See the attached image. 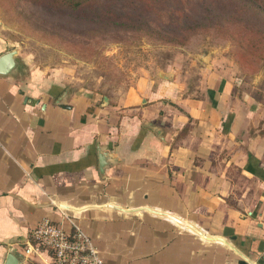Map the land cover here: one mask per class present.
<instances>
[{
  "label": "crops",
  "instance_id": "0c3cea01",
  "mask_svg": "<svg viewBox=\"0 0 264 264\" xmlns=\"http://www.w3.org/2000/svg\"><path fill=\"white\" fill-rule=\"evenodd\" d=\"M207 80V96L175 77L114 100L60 73L0 76V264L66 217L105 264H264V133ZM101 150L117 161L104 176ZM229 167L249 184L234 203Z\"/></svg>",
  "mask_w": 264,
  "mask_h": 264
},
{
  "label": "rangeland",
  "instance_id": "374dc122",
  "mask_svg": "<svg viewBox=\"0 0 264 264\" xmlns=\"http://www.w3.org/2000/svg\"><path fill=\"white\" fill-rule=\"evenodd\" d=\"M30 1L0 0L1 36L18 52L23 77L31 70L60 73L73 89L114 100L139 81L175 77L186 95L207 96L203 77H213L227 85V107L243 117L254 114L264 133V44H257L248 17L237 13L240 0H141L154 10L148 17L140 6L131 10L141 21L125 26L51 14ZM236 170L229 167L231 203L249 186Z\"/></svg>",
  "mask_w": 264,
  "mask_h": 264
},
{
  "label": "built area",
  "instance_id": "2783aa9c",
  "mask_svg": "<svg viewBox=\"0 0 264 264\" xmlns=\"http://www.w3.org/2000/svg\"><path fill=\"white\" fill-rule=\"evenodd\" d=\"M70 226L44 221L17 250L32 264H105L90 237L66 217Z\"/></svg>",
  "mask_w": 264,
  "mask_h": 264
},
{
  "label": "trees",
  "instance_id": "16d2710c",
  "mask_svg": "<svg viewBox=\"0 0 264 264\" xmlns=\"http://www.w3.org/2000/svg\"><path fill=\"white\" fill-rule=\"evenodd\" d=\"M240 2L241 6L236 9L237 13L248 17L251 23L246 24L250 26L251 31H254L255 35H257V44L263 45L264 0H240ZM30 3L40 7L44 6L50 13L58 11L79 17V19L89 24H97L99 21H102L103 24H111L114 26H125L126 23L140 22L141 17H134L136 16L134 14L135 11H131L139 6L143 10L142 14H146L147 17L150 15V12L154 10L149 4L141 2V0H32ZM118 7L126 10L125 13H119ZM158 8L163 10L165 7L158 5ZM245 11L253 13L257 20L253 21Z\"/></svg>",
  "mask_w": 264,
  "mask_h": 264
},
{
  "label": "water",
  "instance_id": "95a60500",
  "mask_svg": "<svg viewBox=\"0 0 264 264\" xmlns=\"http://www.w3.org/2000/svg\"><path fill=\"white\" fill-rule=\"evenodd\" d=\"M22 65L18 59V52L16 50H11L0 56V76L1 77H13L20 73ZM26 71L22 69V71ZM67 93L63 95L60 99V104L66 98ZM105 103H108V98L104 99ZM150 130H152L158 137L162 138V130L156 128L150 124H146ZM117 164V161L112 158L111 155L101 150L100 155V174L104 176V173L107 169L114 167ZM24 258L20 255L17 249H13L8 255L5 264H23Z\"/></svg>",
  "mask_w": 264,
  "mask_h": 264
}]
</instances>
